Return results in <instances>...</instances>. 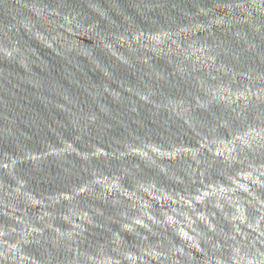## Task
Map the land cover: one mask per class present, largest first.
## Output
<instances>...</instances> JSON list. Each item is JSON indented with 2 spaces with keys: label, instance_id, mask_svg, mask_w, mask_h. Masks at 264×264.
Returning a JSON list of instances; mask_svg holds the SVG:
<instances>
[{
  "label": "water",
  "instance_id": "water-1",
  "mask_svg": "<svg viewBox=\"0 0 264 264\" xmlns=\"http://www.w3.org/2000/svg\"><path fill=\"white\" fill-rule=\"evenodd\" d=\"M0 264H264V0H0Z\"/></svg>",
  "mask_w": 264,
  "mask_h": 264
}]
</instances>
